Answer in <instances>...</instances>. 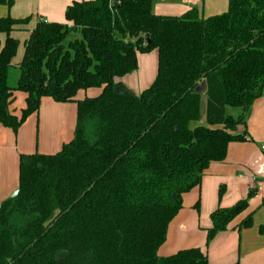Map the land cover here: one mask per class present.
Returning a JSON list of instances; mask_svg holds the SVG:
<instances>
[{"label":"trees","instance_id":"16d2710c","mask_svg":"<svg viewBox=\"0 0 264 264\" xmlns=\"http://www.w3.org/2000/svg\"><path fill=\"white\" fill-rule=\"evenodd\" d=\"M65 20L39 16L16 65L12 33L30 19L0 17V123L17 133L44 97L77 104L73 138L60 150L19 155L18 194L0 202V264H212L200 247L159 249L184 194L232 142L248 139L246 119L264 90V0H229L209 17L197 8L158 15L154 0H81ZM152 49L150 87L137 94L116 83L137 69L138 52ZM91 89L100 92L79 97ZM16 91L26 94L19 116ZM227 106L242 111L235 117ZM252 195L212 212L207 244ZM252 225L253 212L234 227Z\"/></svg>","mask_w":264,"mask_h":264},{"label":"crops","instance_id":"0c3cea01","mask_svg":"<svg viewBox=\"0 0 264 264\" xmlns=\"http://www.w3.org/2000/svg\"><path fill=\"white\" fill-rule=\"evenodd\" d=\"M74 1L81 0H14L10 7L0 4V16L10 14L13 18H25L28 14L37 12L36 22L32 23L31 28L27 25V30L12 33L14 37L24 42L35 27L39 16H44L49 21L66 22L65 10ZM228 4L229 0H154V12L158 15L181 16L192 8H197L201 16L209 17L225 12ZM22 32H26L27 35L21 38ZM5 37V34L0 33L2 42ZM23 50L24 48H22L21 57L14 60L16 65L22 60ZM129 75L127 74L128 77ZM127 76L117 77L116 83L122 84L132 92L150 81L147 78V81L138 85L131 83ZM18 96L25 107L22 99L25 100L26 94L16 91L11 109ZM257 99L251 106L246 125L248 139L244 142H232L226 159L222 162H212L204 171L201 185L184 194L183 207L169 224L167 240L159 249L160 255L167 256L180 249L200 247L206 252L212 264H232L236 261L240 264H264V152L261 150V144L264 143V123L259 122L264 120V95ZM41 103V111L46 112L42 124L39 120L43 135L41 139L45 143L48 134V137L52 138L47 140L51 145L48 152H56L60 150L63 143L73 138L75 121L72 127L68 128L70 123L66 125V114L70 118L74 110L67 105L68 103H58L50 97L42 98ZM70 112H72L71 115H69ZM38 115L40 113L33 114L26 120L28 121L27 130L30 133ZM55 124H57L56 134L54 133ZM1 125L0 123V146L5 145L4 150L0 152V202L18 187L19 155L25 153L22 152V149H25L22 143L23 133L15 140L13 134L16 135L19 131L11 134ZM243 129L244 127H241V131ZM33 139L34 136L31 133L27 141L30 142ZM221 186L224 187L222 197L219 196ZM250 193L253 195L245 213L239 216L231 227L219 232L207 244V229L212 225V212L218 207L231 206ZM252 212L251 227L241 230L239 226L234 227Z\"/></svg>","mask_w":264,"mask_h":264},{"label":"rangeland","instance_id":"374dc122","mask_svg":"<svg viewBox=\"0 0 264 264\" xmlns=\"http://www.w3.org/2000/svg\"><path fill=\"white\" fill-rule=\"evenodd\" d=\"M3 5H6V4H3ZM36 13L37 12H34V13L28 14L26 16V17H29V19H30V21L28 23V28H31L32 23L36 22ZM8 15H10V14H8ZM0 17H4V16H0ZM24 35L26 36L27 33L22 32L20 37L22 38ZM22 48H24V42H23V40L20 39V46H19V49H18V52H17L15 59L21 57ZM23 53H24V50H23ZM137 55H138L137 56V59H138L137 69L135 70V72L129 73L130 74V75L128 74L129 77L127 75L126 76H127V79L130 78L131 83H135L138 85H141V83L147 81V78H148V80H150L147 84H142V88H137V90L134 91V93L136 92L137 94H140L145 89L150 87L156 78L157 71H158V53H157L156 49H152L149 52H138ZM18 78H19V70H18V67H16L14 65L13 67H11L10 72H9V83L11 85H15L16 82L18 81ZM130 85H132V84H130ZM99 92H100L99 89H91L87 92L80 93L79 97L84 98L86 96H96V95H98ZM263 95H264V90H263ZM263 95L261 97H263ZM261 97H259V99ZM22 102H25V100L22 99ZM41 105H42V103H41ZM67 105L70 106V108H72V110H74V112L72 111L73 112L72 117L70 116V118H68V115L66 114V117H67L66 125H67V123H70V126L68 125V128L69 127L71 128L74 121H75L74 123L76 124L77 104L72 102V103H68ZM23 108H24V104L23 105L21 104V98L18 96L16 98L14 104H13L12 110L14 111L15 114H17L19 116V115H21ZM226 109H227L229 114H231L235 117H237L242 111L241 108L231 107V106H227ZM41 110H42V107H40V110H39V113H40V115H38L39 117L37 116L35 121L33 122L34 124L32 126V132H31L34 136L33 141H30V142L27 141V138L31 134L27 130V125H28L27 122L28 121H25L22 124L21 127H23V126L24 127L23 128L20 127V130L16 135L13 134L9 128L1 125L2 128H4L5 130H8L9 132H11V134L14 135L15 140H16V138H18V136H20L21 133H23L24 137H22V143H23L25 149H22V152H25V153H32L33 152L34 153V152L38 151L40 153H51V152H48V150L51 148L50 147L51 145L48 144L49 142L47 140H51L52 138H50V136L48 137V134H47L45 143L41 139V137L43 138V135L41 133L39 124H40V122H41V124L43 123V118L45 117V114H46L45 110L44 111H41ZM72 112H70L69 115H71ZM249 114H250V111L248 113L246 122L248 121ZM39 120H40V122H39ZM259 122L264 123V120H259ZM202 123H204V122L202 121ZM57 124L54 125V133L55 134H56L55 129H56ZM48 133H50V132H48ZM55 137H54V140H55ZM23 139H24V142H23ZM4 145L5 144H2L0 146V152H1V150L2 151L4 150Z\"/></svg>","mask_w":264,"mask_h":264},{"label":"water","instance_id":"95a60500","mask_svg":"<svg viewBox=\"0 0 264 264\" xmlns=\"http://www.w3.org/2000/svg\"><path fill=\"white\" fill-rule=\"evenodd\" d=\"M206 89H207V86H206V82L205 81H203L202 83H201V85L199 86V88L197 89V91L199 92V93H201V94H203V93H205L206 92ZM18 191H19V189H18V187L7 197V198H9V197H15L17 194H18ZM6 198V199H7ZM5 200V199H4ZM2 202V201H1Z\"/></svg>","mask_w":264,"mask_h":264},{"label":"built area","instance_id":"2783aa9c","mask_svg":"<svg viewBox=\"0 0 264 264\" xmlns=\"http://www.w3.org/2000/svg\"><path fill=\"white\" fill-rule=\"evenodd\" d=\"M261 150L264 152V143L261 144Z\"/></svg>","mask_w":264,"mask_h":264}]
</instances>
